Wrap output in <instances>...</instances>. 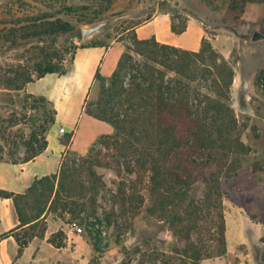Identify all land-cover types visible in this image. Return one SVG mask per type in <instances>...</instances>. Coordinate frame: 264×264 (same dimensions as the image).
<instances>
[{
    "label": "rangeland",
    "instance_id": "1",
    "mask_svg": "<svg viewBox=\"0 0 264 264\" xmlns=\"http://www.w3.org/2000/svg\"><path fill=\"white\" fill-rule=\"evenodd\" d=\"M228 2L0 0L2 72L18 64L25 65L28 73L32 71V52L24 49H31L33 44H26V48L13 47L10 42H4L2 34L39 17L67 20L75 26V32L81 33V36L67 34L59 39L61 46L70 50L64 54L60 66L64 69L69 68L71 51L76 45L94 40L108 44L110 54L101 69L103 76L111 74L126 47H133V32L156 18L160 25L163 19H168L178 28L186 27L176 34L178 41L174 46L180 49L198 51L202 39H208L221 59L229 61L234 68L229 103L237 120L234 135L245 145V150L232 151L221 169L214 162L208 163L205 156L200 159L198 169H193L197 180L191 185L187 200L175 199L168 211L164 208L163 212L158 208L153 210L156 208L150 195L149 171L128 165L131 161L123 153L97 143L86 151L71 152L64 162L95 169L104 181L98 195V211L102 217L110 218V224L106 221L103 227L106 231L104 251L95 253L89 238L79 229L48 215L45 237L34 238L21 255H18L12 236L0 239V264H264V173L254 168L256 164L264 165V39L252 40L254 31L264 33V2L246 4L239 22L225 18ZM101 23H105L102 29L89 36L83 35L84 28ZM132 53L134 59H140ZM184 59H179L183 72L195 75L189 82L191 97L213 96L212 77L208 80L197 73L199 61L191 63L187 56ZM210 65H213L211 59ZM99 83L94 82L89 102L96 100ZM27 85L20 90L0 88V165L22 161L32 131L50 116L51 104L39 102L37 98L41 95L27 92ZM80 97L79 92L72 94L70 105L74 111L81 106ZM85 121L86 117L81 124ZM67 135L65 132L63 137ZM210 187L220 192L222 198L226 226L222 254H216L218 223L213 221V213L210 214L213 206L210 202H201ZM1 199L0 235L17 224L12 200L4 202ZM191 202L202 206V216L195 222L192 215H188L190 208L185 210ZM173 211L181 212L177 224L173 222ZM59 229L66 233V245L55 248L47 238ZM195 251H212V256L193 260L190 257Z\"/></svg>",
    "mask_w": 264,
    "mask_h": 264
},
{
    "label": "trees",
    "instance_id": "2",
    "mask_svg": "<svg viewBox=\"0 0 264 264\" xmlns=\"http://www.w3.org/2000/svg\"><path fill=\"white\" fill-rule=\"evenodd\" d=\"M253 2L264 0H229L225 18L239 22L246 4ZM185 29V26L178 28L172 20L173 33L180 34ZM75 30L73 24L59 17L53 20L39 17L2 34L4 42H10L13 47L26 48V44H33L31 49H24L32 52L33 69L28 73L25 65L18 64L7 72L0 71V88L20 90L46 74H65L77 48L108 46L102 40L76 45L71 51L69 68L64 69L60 66L64 54L70 50L61 46L59 39L67 34L81 36ZM132 52L140 59H134ZM186 56L191 63L199 61L197 73L208 80L212 77L213 96L191 97L189 82L195 75L184 73L179 60L184 57L186 60ZM210 59L213 65H210ZM234 78L232 64L221 59L206 38L202 39L198 51H187L161 43L154 36L139 38L136 31L133 32V47H126L111 74L103 76L100 69L97 70L95 82H100L99 94L93 102L86 100L85 111L93 118L109 123L113 132L100 136L96 143L123 153L131 161L128 165L149 171L154 212L157 208L168 211L175 199L187 200L191 185L197 180L193 169H198L204 156L208 163L214 162L221 169L232 151L245 150V145L234 135L237 120L229 103ZM37 100L43 105L50 103L52 109L47 121L32 131L27 154L20 162L32 160L46 149V135L55 123L56 110L52 103L45 96H39ZM83 167V164L77 167L76 163L63 161L57 172L36 178L23 192L0 189V198L12 199L18 219V224L2 233L0 239L12 236L18 255H21L34 238L45 237L46 220L52 215L67 226L79 229L89 238L95 253H102L106 247L103 227L106 221L110 224V218L102 217L98 211V195L104 181L95 169ZM254 168L264 173V165L256 164ZM213 189L210 187L204 193L201 202H210L213 206L214 211L210 214L213 213V221L218 223L216 254H222L226 245V226L221 194ZM187 207L186 211L191 210L188 215H192L194 222L198 221L202 216L200 203L194 205L191 202ZM180 213L173 211L174 224L179 221L176 219ZM66 238L65 231L59 229L47 238V242L62 248ZM208 256H212V251H195L190 258L200 260Z\"/></svg>",
    "mask_w": 264,
    "mask_h": 264
},
{
    "label": "crops",
    "instance_id": "3",
    "mask_svg": "<svg viewBox=\"0 0 264 264\" xmlns=\"http://www.w3.org/2000/svg\"><path fill=\"white\" fill-rule=\"evenodd\" d=\"M136 33L139 38L153 35L162 43L175 45L178 41V36L171 31V21L168 19H163L160 25L156 18L138 27ZM109 51L110 46L79 47L65 74H46L36 82L28 83L27 92L45 96L52 103L56 110L55 123L46 135L48 144L42 153L27 162L0 165V189L25 191L36 178L57 172L68 154L86 151L100 136L113 132L109 123L95 119L85 111L96 72L98 69L101 71L109 57ZM76 92L81 93V106L74 111L70 102L72 94ZM84 117L86 121L82 125ZM60 127L65 128L68 133L66 137L59 133ZM1 200L7 202L10 199Z\"/></svg>",
    "mask_w": 264,
    "mask_h": 264
},
{
    "label": "water",
    "instance_id": "4",
    "mask_svg": "<svg viewBox=\"0 0 264 264\" xmlns=\"http://www.w3.org/2000/svg\"><path fill=\"white\" fill-rule=\"evenodd\" d=\"M104 26H105V23H101V24H98V25H96L94 27H91V28H84L82 30V33H83L84 36H89V35L93 34L94 32L99 31ZM261 39H264V33H262L259 30L254 31V33L252 35V40L253 41H258V40H261Z\"/></svg>",
    "mask_w": 264,
    "mask_h": 264
},
{
    "label": "built area",
    "instance_id": "5",
    "mask_svg": "<svg viewBox=\"0 0 264 264\" xmlns=\"http://www.w3.org/2000/svg\"><path fill=\"white\" fill-rule=\"evenodd\" d=\"M66 131H65V128L64 127H60L59 128V133L60 134H64Z\"/></svg>",
    "mask_w": 264,
    "mask_h": 264
}]
</instances>
